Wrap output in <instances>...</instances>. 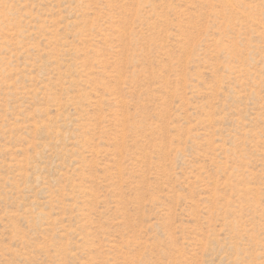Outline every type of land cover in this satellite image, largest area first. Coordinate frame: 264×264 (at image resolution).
Here are the masks:
<instances>
[{"label":"rangeland","instance_id":"obj_1","mask_svg":"<svg viewBox=\"0 0 264 264\" xmlns=\"http://www.w3.org/2000/svg\"><path fill=\"white\" fill-rule=\"evenodd\" d=\"M0 264H264V0H0Z\"/></svg>","mask_w":264,"mask_h":264}]
</instances>
